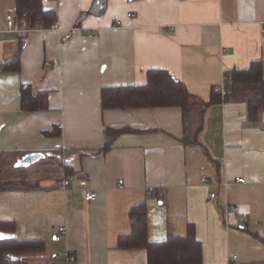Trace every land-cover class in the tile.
I'll return each instance as SVG.
<instances>
[{
  "label": "crops",
  "instance_id": "obj_1",
  "mask_svg": "<svg viewBox=\"0 0 264 264\" xmlns=\"http://www.w3.org/2000/svg\"><path fill=\"white\" fill-rule=\"evenodd\" d=\"M42 7L55 12L52 25L16 35L4 31L15 0H0V62L19 58V69L0 72V172L32 152L45 154L33 163L49 160L29 172L31 183L0 175L16 183L0 190V221L15 222L17 239L44 243L23 259L147 264L144 248L117 247L131 207L145 201L149 241L185 236L192 224L200 264H264V109L251 122L246 96L230 94L232 70L260 61L264 75V0ZM149 69L181 81L195 105L102 109L101 88L143 84ZM21 86L38 109L20 108ZM222 90L230 99L202 106Z\"/></svg>",
  "mask_w": 264,
  "mask_h": 264
},
{
  "label": "trees",
  "instance_id": "obj_2",
  "mask_svg": "<svg viewBox=\"0 0 264 264\" xmlns=\"http://www.w3.org/2000/svg\"><path fill=\"white\" fill-rule=\"evenodd\" d=\"M15 15L19 18L25 17L31 28H35L38 21H41V28H48L56 19L54 11L45 10L42 7V0H15ZM17 69H19L18 56L9 61L0 62V72ZM45 70H48V66H45ZM230 80L232 83L230 94L232 91L244 94L247 119L251 122L257 121L259 112L264 109V75L260 61H253L244 70H232ZM28 87L20 88V108L22 110L38 109L35 101L30 102L32 97L28 95ZM230 94L221 96L219 93L212 92L209 100L202 106L226 101L230 99ZM100 99L102 109L128 110L138 107L164 106H179L186 109L195 105V98L188 92L185 85L162 69H149L145 83L140 85L103 87ZM123 131H130V129L125 127L113 130L111 139L105 142L102 149L109 148L113 139ZM14 186L16 187L15 182L5 181L0 177V190L12 189ZM129 217L130 232L118 237L117 247L144 248L147 264H200L201 246L195 238L192 224L187 226L185 236L168 235L163 241L152 242L147 237L146 202L141 201L132 206ZM0 231L12 235L10 238L0 239V264H28L22 254L44 249V243L40 240L17 239L14 235V221H0ZM260 237L264 242V237Z\"/></svg>",
  "mask_w": 264,
  "mask_h": 264
},
{
  "label": "built area",
  "instance_id": "obj_3",
  "mask_svg": "<svg viewBox=\"0 0 264 264\" xmlns=\"http://www.w3.org/2000/svg\"><path fill=\"white\" fill-rule=\"evenodd\" d=\"M128 15H131V14H128ZM117 23L119 24L120 21H117ZM40 25H41V21H38L37 26L35 28H31V27H29L28 20L25 17L19 18L13 12H7L5 14V29H4V31H6L7 33H10V34H16V35L26 34L33 29L41 28ZM201 180L203 182L206 181V177L202 176ZM242 180H243V178H240V177L235 178V181H237V182H240ZM64 183L67 184V181H64ZM226 184H227V182H225V185ZM118 186L121 187V185H118ZM95 196H96L95 192L87 191L84 195V199L86 201H91L95 198ZM214 197H215V193L211 192L209 194V199H212ZM227 209L233 213H236L238 210L237 206H235V205H228ZM59 230L61 232H63L62 228H60ZM231 258L236 259V256L234 255ZM70 259H72V257Z\"/></svg>",
  "mask_w": 264,
  "mask_h": 264
},
{
  "label": "rangeland",
  "instance_id": "obj_4",
  "mask_svg": "<svg viewBox=\"0 0 264 264\" xmlns=\"http://www.w3.org/2000/svg\"><path fill=\"white\" fill-rule=\"evenodd\" d=\"M45 160V159H44ZM44 160H41L39 163H33L32 165L30 166H15L14 164H12V167L11 165L7 166L6 168L2 169V171L0 172V175L1 177L5 178V179H9V180H13V181H16V179H12L10 177L11 176H15V174L17 175H23V174H26V178H25V181L26 183H31V178L28 176L29 175V172H34L35 169H39L40 167H43L49 160L47 161H44ZM48 172L46 171H42L41 174L42 175H46Z\"/></svg>",
  "mask_w": 264,
  "mask_h": 264
},
{
  "label": "water",
  "instance_id": "obj_5",
  "mask_svg": "<svg viewBox=\"0 0 264 264\" xmlns=\"http://www.w3.org/2000/svg\"><path fill=\"white\" fill-rule=\"evenodd\" d=\"M44 155L45 154L41 152H32L25 154L15 162V166H28L31 163L42 158ZM11 236H12L11 234L0 231V239L10 238Z\"/></svg>",
  "mask_w": 264,
  "mask_h": 264
},
{
  "label": "bare ground",
  "instance_id": "obj_6",
  "mask_svg": "<svg viewBox=\"0 0 264 264\" xmlns=\"http://www.w3.org/2000/svg\"><path fill=\"white\" fill-rule=\"evenodd\" d=\"M221 94H222V95H225V92L222 90V91H221ZM213 193H214V192H213ZM59 229H60V228H59ZM62 230H63V229H62ZM71 257H72V259H70V260H73V259H74V256H69V258H71Z\"/></svg>",
  "mask_w": 264,
  "mask_h": 264
}]
</instances>
